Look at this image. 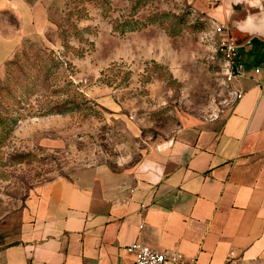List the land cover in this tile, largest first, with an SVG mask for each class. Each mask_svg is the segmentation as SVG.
Instances as JSON below:
<instances>
[{
    "label": "rangeland",
    "instance_id": "374dc122",
    "mask_svg": "<svg viewBox=\"0 0 264 264\" xmlns=\"http://www.w3.org/2000/svg\"><path fill=\"white\" fill-rule=\"evenodd\" d=\"M48 21L0 67L3 245L40 187L95 166L130 169L151 146L219 124L240 81L223 84L215 20L183 0H61ZM256 49L241 58L247 76L255 62L264 70Z\"/></svg>",
    "mask_w": 264,
    "mask_h": 264
},
{
    "label": "crops",
    "instance_id": "0c3cea01",
    "mask_svg": "<svg viewBox=\"0 0 264 264\" xmlns=\"http://www.w3.org/2000/svg\"><path fill=\"white\" fill-rule=\"evenodd\" d=\"M59 1L0 0V67ZM183 1L264 49V0ZM253 67L228 85L241 99L219 124L151 146L130 169L95 166L40 187L0 264H131L135 243L195 264H264V70Z\"/></svg>",
    "mask_w": 264,
    "mask_h": 264
},
{
    "label": "built area",
    "instance_id": "2783aa9c",
    "mask_svg": "<svg viewBox=\"0 0 264 264\" xmlns=\"http://www.w3.org/2000/svg\"><path fill=\"white\" fill-rule=\"evenodd\" d=\"M213 34L218 37L216 54L222 59L223 84L228 85L233 79H247L245 67L240 62V52L250 41L244 45L236 44L230 37L225 24L212 22ZM255 73H258L256 70ZM232 101L241 99V94L231 91ZM126 252L133 257L131 264H195L177 252L156 251L141 244H132L126 248ZM230 258V256H229Z\"/></svg>",
    "mask_w": 264,
    "mask_h": 264
},
{
    "label": "trees",
    "instance_id": "16d2710c",
    "mask_svg": "<svg viewBox=\"0 0 264 264\" xmlns=\"http://www.w3.org/2000/svg\"><path fill=\"white\" fill-rule=\"evenodd\" d=\"M136 30L135 27L131 26V23L128 24V27L122 31V34H126V33H129V32H134ZM58 115H63L64 112L63 111H60L57 113ZM0 245H3V243L0 241Z\"/></svg>",
    "mask_w": 264,
    "mask_h": 264
}]
</instances>
